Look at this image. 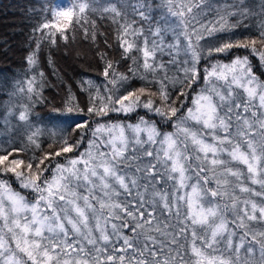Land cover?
<instances>
[{
    "label": "snow or ice",
    "instance_id": "6c2138e0",
    "mask_svg": "<svg viewBox=\"0 0 264 264\" xmlns=\"http://www.w3.org/2000/svg\"><path fill=\"white\" fill-rule=\"evenodd\" d=\"M161 6L167 15L154 24L155 0H74L60 10L42 0L41 14L50 13L63 27L57 36L43 31L56 25H37L34 32L40 37L26 56L27 87L14 82L12 95L42 99L48 81L39 66L40 52L75 40V30L71 36L65 31L70 20L80 24L84 40L95 43V28L84 27L88 16L110 17L117 24L116 47L122 50L121 60L131 61V75L106 60L104 89L91 79L81 81L87 102L81 106L69 92L66 102L53 108L51 127H34L31 104L8 111L5 123L8 116L24 122L28 143L25 148L0 145V165L10 154L25 152L28 144L33 153L43 152V137L54 151L27 162L13 158L0 169L36 194L30 202L0 180V220L7 233L0 235V264H264V80L254 74L249 55L230 63L216 60V54L247 49L264 67V3L254 37H217L238 27L229 26L226 17L243 20L251 14L244 0L223 13L216 0L179 6L175 0H161ZM186 15L176 23L168 18ZM169 32L174 42L167 40ZM205 34L211 39L205 40ZM129 35L134 39H127ZM47 55L54 67L51 51ZM202 61H210V67L201 77ZM133 78L144 86L129 90ZM199 79L206 87L194 107L182 110L173 90L182 97L181 88ZM138 108L160 121L143 116L136 124L96 119L110 113L127 116ZM65 117L75 118L72 128L91 134L95 155L69 158L67 164L57 161L50 178L42 179L50 171L45 161L51 164L54 157L73 152L83 140L79 132L76 139L71 137ZM160 122L182 135L161 131ZM104 132L107 136L97 135ZM21 165L27 174L19 170Z\"/></svg>",
    "mask_w": 264,
    "mask_h": 264
},
{
    "label": "trees",
    "instance_id": "16d2710c",
    "mask_svg": "<svg viewBox=\"0 0 264 264\" xmlns=\"http://www.w3.org/2000/svg\"><path fill=\"white\" fill-rule=\"evenodd\" d=\"M42 0H0V145H8L14 148H25L27 142L28 131L24 126V122L18 120L15 116H8V123H5V117L9 110L16 113L24 105L31 104L30 120L34 127H51L52 122L49 121V117L53 115V108H59L66 100L68 93L71 92L76 96L77 102L83 106L87 102V94L81 89V81L85 79H91L95 85L100 89H104L106 80L102 75L103 67L106 60H111L114 63L117 71L131 75L128 72V68L131 65V61H124L120 59V51L116 47L117 44V24L108 19H101L99 17L88 16L87 21L84 23V27H93L97 33V39L95 43L90 40H84L82 35V29L80 24H73V21H68V27L65 29L68 35H72L75 30L76 38L65 46L63 41H60L59 47H52L49 49L45 46L40 52L39 66L45 73V78L48 81V85L42 89V99L37 98L35 101L29 100L28 97L22 93L17 92L15 95L12 93L15 91V83L23 81V85L27 87L26 74L29 72L26 65V56L30 50L34 48L33 40L40 37V32H34L37 25H42L44 22H48L56 25L52 29H44V32H56L59 35L58 29L63 27L62 22L53 18L50 13L41 14L39 7ZM74 0H50V5L53 10H60L70 7ZM100 2V0H92V3ZM123 3V0H120ZM177 6L181 4H194L198 0H175ZM239 0H216V3L220 5V12L223 13L227 9H230L233 4L238 3ZM244 3L250 8L251 14L243 20H239L236 16L226 17L228 25L238 24V27L231 28L230 33H218L217 37L225 36L229 34H235L241 37L255 36L259 31L261 21V4L264 0H244ZM156 8L153 12V23H163L161 15H167L166 8L161 6V0H155ZM34 9V11H30ZM196 9L194 8L193 11ZM190 15V14H188ZM47 17V19H46ZM171 23L178 22V19H187V15L183 18L169 16ZM203 19V17H200ZM147 28V23L145 24ZM203 31V29H199ZM130 41L134 39L131 35L127 37ZM183 40V37H180ZM211 39L205 34V40ZM105 40L110 41L111 47H109ZM168 41L174 42V38L169 32L167 36ZM205 41H201L204 43ZM51 51V60L54 67L48 62V52ZM102 54L105 55V59H100ZM249 54L247 49H233L228 54H216V60L220 63H230L236 56H244ZM131 55V54H130ZM252 56L250 55V58ZM180 59H183V53L179 55ZM164 59L167 61L168 57ZM254 63V73L259 77L264 76V71L260 67L258 57H252ZM172 66L170 65V68ZM210 67V61H202L200 65V74L203 76L204 69ZM173 75H182L173 71ZM263 79V77H262ZM144 86V82L133 78L128 85L129 90H136L139 87ZM206 87L203 79L197 80L195 84L188 87L181 88L184 95L179 96L175 90H173V97L176 104L181 106L184 110L190 107V102L193 97L194 90H203ZM121 91H124L121 89ZM143 99V97H142ZM178 115L180 113L178 112ZM143 116L150 122H159L160 117L155 116L153 113L138 108L135 112L125 116L124 114L110 113L108 117H97V120L112 122H123L136 124L140 122V118ZM68 122V128L71 130L73 126V117L64 118ZM86 119V118H85ZM175 120V118H173ZM95 127V125H92ZM158 128L163 132H172L178 134V130L175 126L168 124L167 122H160ZM78 132L83 136L82 142L71 153H64L61 156L54 157L51 164L45 161L50 169L49 172L42 174L45 177L50 176V172L53 170V165L56 161L65 162L74 155H78L84 150V146L88 143L90 133L85 134L83 129L72 128L71 137L77 138ZM41 147L43 152L36 150L33 153V145L28 144L25 152L18 154H10L9 160L13 158L24 159L28 161L33 155L42 156L44 153H51L54 148L48 147L47 137L40 138ZM35 164L36 161H33ZM3 165H0V169H3ZM43 168V165L40 166ZM52 167V168H51ZM14 175L12 173H5L0 171V180L7 181L14 190L20 192L26 196L29 200H34L35 193L30 189H24L13 180ZM233 225L229 220V228L231 231ZM239 231V229H237ZM26 259V257H25ZM30 264V262H29Z\"/></svg>",
    "mask_w": 264,
    "mask_h": 264
},
{
    "label": "rangeland",
    "instance_id": "374dc122",
    "mask_svg": "<svg viewBox=\"0 0 264 264\" xmlns=\"http://www.w3.org/2000/svg\"><path fill=\"white\" fill-rule=\"evenodd\" d=\"M246 55H249V54H246ZM249 58H250V55H249ZM250 59H252V57L250 58ZM261 67V66H260ZM254 68L256 69V67L254 66V63H253V71H254ZM262 68V70L264 71V67H261ZM259 79H261V80H264V76H261V77H259L256 73H254ZM262 77H263V79H262ZM203 90H199V89H196V90H194V93H193V97H192V100H191V102H190V107H194V105H193V101L195 100V98L197 97V95L199 94V93H201ZM127 103V102H126ZM107 122H109V123H111L112 121H110V120H107ZM119 123H124V124H128L125 120H123V122H119ZM139 123V122H138ZM165 133H167V132H165ZM97 135H104V136H107V132H104V133H102V134H97ZM177 135H182L181 133H179L178 132V134ZM89 137H91L92 138V136H90L89 135ZM93 139V138H92ZM92 139H89V141H88V143H86V145L84 146L85 148H84V150L83 151H81V153L80 154H78V155H74V156H72L71 158H77V159H79L81 156H86L89 152H91L93 155H95V146L93 145V146H91L90 147V141L92 140ZM12 160V159H11ZM11 160H8V161H6L5 162V164L3 165L4 167L7 165V166H10V162H11ZM59 161V160H58ZM57 162V161H56ZM55 162V163H56ZM59 162H61V163H63V164H67L68 163V160L67 161H65V162H62V161H59ZM55 165V164H54ZM54 165H53V170L52 171H54ZM45 165H43V167H44ZM52 168V167H51ZM19 170H21V171H24L25 172V174H27V170H26V168H25V166L24 165H21L20 166V169ZM44 173V172H43ZM46 177V176H45ZM43 178H44V176H43ZM42 178V179H43ZM49 178H50V176H49ZM13 180L14 181H16L18 184H20L19 183V180L14 176L13 177ZM11 188H12V186H11ZM12 190L13 191H15V192H17L16 190H14L13 188H12ZM20 193V192H19ZM21 194V193H20ZM23 195V194H22ZM26 197V196H25ZM27 198V197H26ZM28 199V198H27ZM29 200V199H28ZM30 202H34V200L32 201V200H29ZM0 235H7V233H6V229H3V221L2 220H0ZM13 247H14V245H13Z\"/></svg>",
    "mask_w": 264,
    "mask_h": 264
}]
</instances>
